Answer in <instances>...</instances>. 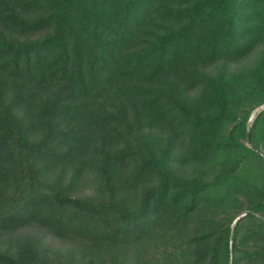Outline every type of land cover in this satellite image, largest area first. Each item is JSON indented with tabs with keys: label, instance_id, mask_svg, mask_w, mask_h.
I'll use <instances>...</instances> for the list:
<instances>
[{
	"label": "trees",
	"instance_id": "16d2710c",
	"mask_svg": "<svg viewBox=\"0 0 264 264\" xmlns=\"http://www.w3.org/2000/svg\"><path fill=\"white\" fill-rule=\"evenodd\" d=\"M261 103L264 0H0V264H264Z\"/></svg>",
	"mask_w": 264,
	"mask_h": 264
},
{
	"label": "rangeland",
	"instance_id": "374dc122",
	"mask_svg": "<svg viewBox=\"0 0 264 264\" xmlns=\"http://www.w3.org/2000/svg\"><path fill=\"white\" fill-rule=\"evenodd\" d=\"M254 56L251 55L249 58L243 60L242 62H240V64H248L251 61H253ZM264 107V103H261L259 105L254 106V109L252 111V114L249 118L248 121V127H250V124L252 122V118L253 116L262 108ZM262 124L259 125V133L260 136L262 134H264V112L262 113ZM258 151L260 153H263V151L259 148ZM245 204V200L242 196H239L238 198L235 197L233 200H230L226 205H224V207H221L220 210H215L213 209V207H203L200 210V214L203 216H207L208 218H210L212 221H218L221 220V218L228 212V213H233L236 210H241L240 213L238 215H241L244 213L243 210V206Z\"/></svg>",
	"mask_w": 264,
	"mask_h": 264
},
{
	"label": "water",
	"instance_id": "95a60500",
	"mask_svg": "<svg viewBox=\"0 0 264 264\" xmlns=\"http://www.w3.org/2000/svg\"><path fill=\"white\" fill-rule=\"evenodd\" d=\"M249 131H250V130H249V128H248V137H247V140H249Z\"/></svg>",
	"mask_w": 264,
	"mask_h": 264
}]
</instances>
